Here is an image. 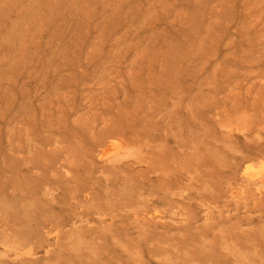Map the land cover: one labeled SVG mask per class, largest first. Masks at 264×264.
Returning <instances> with one entry per match:
<instances>
[{
  "label": "rangeland",
  "instance_id": "obj_1",
  "mask_svg": "<svg viewBox=\"0 0 264 264\" xmlns=\"http://www.w3.org/2000/svg\"><path fill=\"white\" fill-rule=\"evenodd\" d=\"M0 264H264V0H0Z\"/></svg>",
  "mask_w": 264,
  "mask_h": 264
}]
</instances>
